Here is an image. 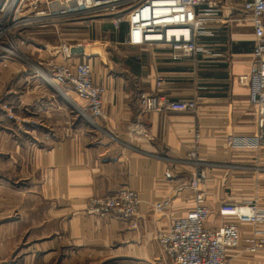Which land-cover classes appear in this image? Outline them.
<instances>
[{
    "label": "crops",
    "instance_id": "crops-1",
    "mask_svg": "<svg viewBox=\"0 0 264 264\" xmlns=\"http://www.w3.org/2000/svg\"><path fill=\"white\" fill-rule=\"evenodd\" d=\"M37 28L35 33H55L54 26ZM206 30L210 35L200 41L207 53L174 59L165 46L128 44L126 23L117 42L137 57L129 58L130 67L93 72L94 81L105 87L107 118H98V125L81 113L79 107L88 105L70 86H63V95L19 62L5 68L3 104L40 125H15L0 109V264H60L55 261L60 252L70 264H169L156 234L171 217L195 207L193 192L183 185L196 171L189 152L197 133L209 162L207 225L238 222L240 243L229 250L228 264H264V214L253 223L220 213L223 200L255 201L264 209V148L239 149L227 142L230 134L257 130L250 88L238 81L250 70L255 43L243 0H223ZM160 73L165 80L160 91L168 99H195L197 109L143 113L138 94L159 90ZM124 185L141 197L139 216L85 213L90 196L112 194ZM169 194L168 212L154 214L152 202Z\"/></svg>",
    "mask_w": 264,
    "mask_h": 264
},
{
    "label": "built area",
    "instance_id": "built-area-1",
    "mask_svg": "<svg viewBox=\"0 0 264 264\" xmlns=\"http://www.w3.org/2000/svg\"><path fill=\"white\" fill-rule=\"evenodd\" d=\"M25 0H21V3ZM31 13L39 19L42 26H56L74 18L81 19L89 14L108 17L115 29L128 24L126 42L131 45L151 47L165 46L172 52L174 59H182L193 54L207 53V47L201 43L211 32L206 23L217 17L223 0H32ZM243 9L250 14L254 26L255 38L250 70L238 75L240 84L250 88V103L253 107L257 130L252 134H230L228 144L239 149L264 148V0H243ZM12 9L4 16H10ZM79 17V18H78ZM30 19H16L12 27H18ZM2 20V19H1ZM0 20V23H1ZM7 21V20H6ZM10 22V21H8ZM69 44L60 52L71 59L73 52ZM77 46V45H75ZM80 53V52H79ZM51 80L57 85L70 86L76 94L88 103L90 117L95 125L98 118L106 119L104 110L105 87L94 81L91 63L76 61L55 66ZM164 76H157L159 90L138 94L141 111L170 110L174 112L194 111L195 99L170 100L161 91ZM201 136L196 134V149L200 147ZM196 151L193 152L196 155ZM196 171L183 186L194 194L195 207L181 216L171 217L165 230L157 234V241L169 264H228L229 250L240 243L238 222L223 221L216 227L207 225L211 214L209 205L210 190L205 177L201 174L197 161L190 160ZM141 198L135 190L122 188L114 195L95 197L92 209L99 216H138ZM172 205V197L166 196L153 204V210L166 214ZM91 212V211H90ZM223 216H235L238 221L257 223L264 214L255 201L237 203L223 200L220 205ZM259 245H262L260 242ZM254 250L255 247L253 246Z\"/></svg>",
    "mask_w": 264,
    "mask_h": 264
},
{
    "label": "rangeland",
    "instance_id": "rangeland-1",
    "mask_svg": "<svg viewBox=\"0 0 264 264\" xmlns=\"http://www.w3.org/2000/svg\"><path fill=\"white\" fill-rule=\"evenodd\" d=\"M31 1L32 0H25L21 3V0H0V20L2 19L0 24L7 29V31L0 38V80L3 76L2 74L5 68L7 69L8 65L11 62H19L20 64L24 65V67L27 68L28 71L36 74L37 76H41L47 82L53 83V81L51 80V75L55 69V66H59L62 63L67 62H76L73 59L70 60L68 58H65L60 52L63 46L69 44L83 46L85 47V51L87 49L88 53L84 55L86 58H81L78 61H86L88 63H90L89 61H91L94 75L101 69L109 71L130 67L129 58L135 59L137 57V53L131 52L129 48H125L117 42L119 39V29H115L112 20L106 16L97 17L93 14H89L81 19L74 18L66 22L57 23L56 26H54V34L35 33L36 29H39L37 27L41 26V24H39V19H37V17H35L34 20V14L30 11V6L32 3ZM10 9L13 10L11 15L4 16V13ZM25 16H28L30 18L26 23L18 27L11 26V24H13L16 19H18V21L23 20ZM125 75L127 74L125 73ZM2 83L3 82L0 81V84ZM53 85L56 86V89L60 93H63V95L65 94L63 86L66 85H57L54 83ZM81 99L82 98H80V100ZM3 102L4 99H2V97L0 96V109L8 114L7 116L14 122L15 125H21L26 129L40 125L39 120L37 118H34L33 116H15V110L11 106H8L6 104L4 105ZM86 104L88 105L87 102ZM9 109H11V111ZM79 109L81 113H83V115H86L92 123V119L89 116V109L87 110L82 107H79ZM195 150H197L196 155L193 154ZM202 150V141H200V147L196 149L195 144L192 150H190L189 155L190 159H194L197 161L198 167L201 170V174L206 177L204 170L208 166L209 162L207 163L206 160L203 159ZM207 187L209 186L207 185ZM122 188L132 189L129 185H124ZM115 193L108 195L111 196ZM167 196H170V194ZM95 197L100 196H90L86 202L84 211L87 215L97 216L99 218L115 216L128 219L137 217V215L126 217L116 216L112 214L107 216H99L95 213H92L94 211V209H92V204ZM162 199L163 198H160L152 202L151 209L154 214L159 215V213H156L153 210V204L159 202ZM159 232L160 231H158L157 234ZM156 242L159 246L157 238ZM159 249L161 250L160 246ZM55 261L60 264H70L69 262L71 260L70 258H68V255L60 252L56 254ZM92 263L85 262V264ZM76 264L80 263L77 262Z\"/></svg>",
    "mask_w": 264,
    "mask_h": 264
},
{
    "label": "water",
    "instance_id": "water-1",
    "mask_svg": "<svg viewBox=\"0 0 264 264\" xmlns=\"http://www.w3.org/2000/svg\"><path fill=\"white\" fill-rule=\"evenodd\" d=\"M72 51L73 52H81V53H85V47L83 46H73L72 47Z\"/></svg>",
    "mask_w": 264,
    "mask_h": 264
},
{
    "label": "trees",
    "instance_id": "trees-1",
    "mask_svg": "<svg viewBox=\"0 0 264 264\" xmlns=\"http://www.w3.org/2000/svg\"><path fill=\"white\" fill-rule=\"evenodd\" d=\"M126 25V22L122 23L119 29V37L123 38V30L124 26Z\"/></svg>",
    "mask_w": 264,
    "mask_h": 264
},
{
    "label": "bare ground",
    "instance_id": "bare-ground-1",
    "mask_svg": "<svg viewBox=\"0 0 264 264\" xmlns=\"http://www.w3.org/2000/svg\"><path fill=\"white\" fill-rule=\"evenodd\" d=\"M6 31H7V29L4 28L3 26H1V24H0V38L3 36V34H4ZM10 114H12V113H10Z\"/></svg>",
    "mask_w": 264,
    "mask_h": 264
}]
</instances>
